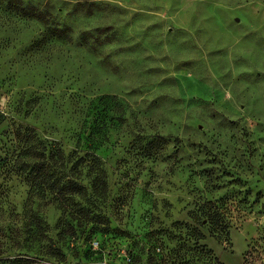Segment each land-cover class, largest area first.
Wrapping results in <instances>:
<instances>
[{"label":"rangeland","instance_id":"obj_1","mask_svg":"<svg viewBox=\"0 0 264 264\" xmlns=\"http://www.w3.org/2000/svg\"><path fill=\"white\" fill-rule=\"evenodd\" d=\"M20 1L0 0V264L88 262L95 240L107 264H264V0ZM28 127L97 156L105 190L85 165L64 211L28 196ZM208 200L223 232L195 223Z\"/></svg>","mask_w":264,"mask_h":264},{"label":"trees","instance_id":"obj_2","mask_svg":"<svg viewBox=\"0 0 264 264\" xmlns=\"http://www.w3.org/2000/svg\"><path fill=\"white\" fill-rule=\"evenodd\" d=\"M6 2L9 4L17 3L19 11L24 15H30L33 12L31 6H21L20 0H6ZM36 15L41 19L44 16L41 12ZM65 30L59 27L53 28L52 33L58 37L65 34ZM15 139L21 140L22 143L18 157L21 160L22 178L29 187L28 196L33 192L41 196L48 194L51 201L56 202L64 211L67 202L72 200L73 197H85L87 195L86 186L79 181V176L82 175L81 168L85 165L93 171L91 174L86 175L91 194L94 196L105 190L106 185L103 179V171L99 166L100 161L94 154H91V158L87 160L82 156L73 159V156L76 155L75 151L65 154L59 144L46 141L32 127L25 128V134L17 132ZM82 209L80 207L79 211ZM196 212L198 216L195 217V223L204 222L209 226L210 232L218 229L223 232L222 230L227 228L224 214L214 202L204 201ZM193 230L195 231L194 240L196 242L197 239L203 237V234L196 228H193ZM204 252L210 253V250L206 249ZM84 254L87 255L88 260H92L96 251L93 252L90 247H87L84 249ZM246 260L247 251L243 254L242 264H245ZM151 264L158 263L151 261ZM217 264L222 263L217 260Z\"/></svg>","mask_w":264,"mask_h":264},{"label":"built area","instance_id":"obj_3","mask_svg":"<svg viewBox=\"0 0 264 264\" xmlns=\"http://www.w3.org/2000/svg\"><path fill=\"white\" fill-rule=\"evenodd\" d=\"M89 245H91V249L92 250H95V248L98 247L96 240L92 241ZM119 253L122 256V258L124 259L125 263L130 261V259H129V257H128V255H127V253H126V251L124 249H121L119 251ZM80 264H107V262L105 260H102V261H97V260L96 261H91L90 260L88 262H81Z\"/></svg>","mask_w":264,"mask_h":264}]
</instances>
